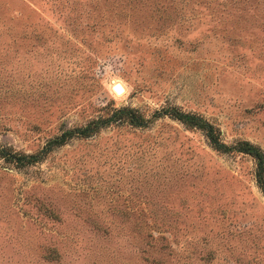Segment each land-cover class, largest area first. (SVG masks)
Instances as JSON below:
<instances>
[{"label": "rangeland", "instance_id": "374dc122", "mask_svg": "<svg viewBox=\"0 0 264 264\" xmlns=\"http://www.w3.org/2000/svg\"><path fill=\"white\" fill-rule=\"evenodd\" d=\"M172 109L264 151V0H0V264H264L255 159Z\"/></svg>", "mask_w": 264, "mask_h": 264}, {"label": "trees", "instance_id": "16d2710c", "mask_svg": "<svg viewBox=\"0 0 264 264\" xmlns=\"http://www.w3.org/2000/svg\"><path fill=\"white\" fill-rule=\"evenodd\" d=\"M108 109V108H107ZM170 116L180 120L186 127L189 128H197L202 130L205 133L207 140L210 145L217 150L226 151L233 150L238 152H243L251 155L256 161V170L255 177L256 181L264 192V151H262L257 146L253 145L249 141L242 140L235 143L233 146H227L219 137L218 129L212 125L210 122L205 120L203 117L193 113L183 112L177 109H172L167 112ZM161 115H164V112H161ZM149 122L148 119L141 116L136 109L130 107H123L120 109H108L105 113L96 116L95 118L89 121V125L81 128L79 130L74 131H66L64 132L60 138H56L53 140L56 144H59L65 136H71V134L75 136L87 137L90 136L103 127L108 126L111 123L123 124L127 123L132 126H144ZM14 154V155H13ZM11 154L8 149L0 147V156H16L17 153ZM20 157V156H16ZM29 160L31 157L22 155V159Z\"/></svg>", "mask_w": 264, "mask_h": 264}, {"label": "water", "instance_id": "95a60500", "mask_svg": "<svg viewBox=\"0 0 264 264\" xmlns=\"http://www.w3.org/2000/svg\"><path fill=\"white\" fill-rule=\"evenodd\" d=\"M117 87L119 88L120 93L123 92L124 89L122 90L121 87L119 86V83H117V84H114V86H113V89H114V91H115L116 93H118V92H117V91H118ZM120 89H121V90H120Z\"/></svg>", "mask_w": 264, "mask_h": 264}, {"label": "bare ground", "instance_id": "6f19581e", "mask_svg": "<svg viewBox=\"0 0 264 264\" xmlns=\"http://www.w3.org/2000/svg\"><path fill=\"white\" fill-rule=\"evenodd\" d=\"M119 86L121 87V89H122V90L124 89V87H123V85H122V84H119ZM117 89H118V91H117V92H118V93H120V91H119V88H118V87H117ZM121 89H120V90H121Z\"/></svg>", "mask_w": 264, "mask_h": 264}]
</instances>
